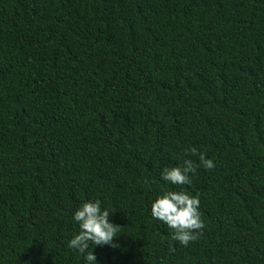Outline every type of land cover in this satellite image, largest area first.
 <instances>
[{"label": "trees", "instance_id": "1", "mask_svg": "<svg viewBox=\"0 0 264 264\" xmlns=\"http://www.w3.org/2000/svg\"><path fill=\"white\" fill-rule=\"evenodd\" d=\"M196 148L215 167L161 179ZM198 196L187 247L151 215ZM264 264V0H0V264Z\"/></svg>", "mask_w": 264, "mask_h": 264}, {"label": "clouds", "instance_id": "2", "mask_svg": "<svg viewBox=\"0 0 264 264\" xmlns=\"http://www.w3.org/2000/svg\"><path fill=\"white\" fill-rule=\"evenodd\" d=\"M191 155L199 157V164L185 159L180 166L166 167L162 170L161 179L173 185H190L189 174H194L197 167L212 170L215 167L213 160L206 158L204 153L196 148L188 150ZM200 200L198 196H191L186 192H166L157 197L151 204V215L172 229L171 239L187 247L190 242L198 239L205 227L199 211ZM110 212L102 209L99 200L83 203L75 210L73 218L78 223L79 232L67 242V247L77 250L84 256L86 264H95L96 257L90 245L103 246L113 244L114 237L120 226L109 221Z\"/></svg>", "mask_w": 264, "mask_h": 264}]
</instances>
